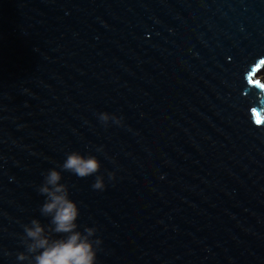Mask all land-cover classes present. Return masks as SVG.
<instances>
[{"label": "water", "instance_id": "1", "mask_svg": "<svg viewBox=\"0 0 264 264\" xmlns=\"http://www.w3.org/2000/svg\"><path fill=\"white\" fill-rule=\"evenodd\" d=\"M263 69L264 0H0V264L49 169L96 264H264Z\"/></svg>", "mask_w": 264, "mask_h": 264}, {"label": "clouds", "instance_id": "2", "mask_svg": "<svg viewBox=\"0 0 264 264\" xmlns=\"http://www.w3.org/2000/svg\"><path fill=\"white\" fill-rule=\"evenodd\" d=\"M99 122L107 127L111 121L120 125L122 118L105 112L98 114ZM101 151V149H97ZM61 171L70 172L78 178H87L100 171V163L94 156H81L77 152L67 155L65 161L59 166ZM112 181L114 173L107 174ZM62 177L59 171L49 169L44 175L43 183L38 192L45 197L40 208L41 215L50 218L49 230L63 238L50 239L46 229L38 220L33 219L30 226L23 228V244L27 254H18V261L31 260L34 264H96V249L101 244L99 239H91L96 228L85 227L83 233L78 231L76 223L79 210L77 205L69 199L66 185L60 183ZM93 190L104 191V177L96 175L92 184ZM95 246V247H94Z\"/></svg>", "mask_w": 264, "mask_h": 264}, {"label": "rangeland", "instance_id": "3", "mask_svg": "<svg viewBox=\"0 0 264 264\" xmlns=\"http://www.w3.org/2000/svg\"><path fill=\"white\" fill-rule=\"evenodd\" d=\"M255 78L258 79L264 85V69L262 72H259Z\"/></svg>", "mask_w": 264, "mask_h": 264}]
</instances>
